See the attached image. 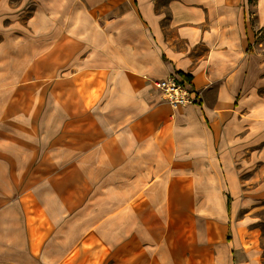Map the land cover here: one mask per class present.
Listing matches in <instances>:
<instances>
[{
    "label": "crops",
    "instance_id": "0c3cea01",
    "mask_svg": "<svg viewBox=\"0 0 264 264\" xmlns=\"http://www.w3.org/2000/svg\"><path fill=\"white\" fill-rule=\"evenodd\" d=\"M263 33L264 0H0V264H264L239 216L264 174ZM170 75L200 101L162 99ZM88 119L38 204L25 162Z\"/></svg>",
    "mask_w": 264,
    "mask_h": 264
},
{
    "label": "rangeland",
    "instance_id": "374dc122",
    "mask_svg": "<svg viewBox=\"0 0 264 264\" xmlns=\"http://www.w3.org/2000/svg\"><path fill=\"white\" fill-rule=\"evenodd\" d=\"M12 1H13V4L18 5V4H22L23 0H12ZM28 2L26 3L25 1L24 3H26L27 5ZM30 4L31 5L28 7V9L33 8L35 5L33 4V2ZM118 7H119V10L127 8L126 1L122 2L121 5H119ZM118 7H116L115 10ZM110 15H112V13H110ZM262 39H264V33L262 34ZM155 89L157 88L155 87ZM159 93L161 95L160 91ZM90 117L92 118V115H90ZM76 119L77 117L75 118V120ZM90 123L92 122L90 121V119H88V121H84L82 124H80V127L75 125L70 131H67L66 136H70L71 139L75 140V141L74 140L70 141L68 146L64 145L65 138H63L64 135L61 133L53 141V144L51 145L50 149L48 148V156L43 157L42 160L38 162H34V163L32 162L30 164L28 160L25 162V164L27 165V170L29 167H31V170H28V171L26 170L27 176L22 179L23 181L21 185L23 188L24 187L27 189L31 188L32 190L34 189L33 191H37L36 194H33L36 197V199L34 198L33 200L37 201L38 204L45 205L46 199L44 198V196H46V198L50 201V198H49L50 194L57 195L60 197V193H62L63 190L67 187V174H68L67 167L70 164H72V161H69V160L72 159L73 154L74 155L77 154L78 149H79V145H77L76 141L83 140L85 138L90 139V138L96 137V135L95 136L93 135V132H94L93 125L90 126ZM81 127L82 129L78 130ZM85 127H90V129L85 128ZM254 168L255 166L248 172L251 176H253ZM251 181H252L251 183L253 186L256 183L258 187H254L255 190H252L249 193V195L248 194L243 195L247 197L249 196L251 204H246L243 209L239 210V216L241 217L244 213H246L250 209L251 213L249 216L253 217V216L259 215L261 217L260 224L264 230V174L260 175L259 178L252 179ZM74 185H76V182L74 183ZM40 192H43V193H40ZM253 199L258 200L259 202H262L261 203L262 206L257 208L256 211L253 210V202H252ZM97 263L99 264L101 263L100 259L97 260Z\"/></svg>",
    "mask_w": 264,
    "mask_h": 264
},
{
    "label": "built area",
    "instance_id": "2783aa9c",
    "mask_svg": "<svg viewBox=\"0 0 264 264\" xmlns=\"http://www.w3.org/2000/svg\"><path fill=\"white\" fill-rule=\"evenodd\" d=\"M152 83L161 92L162 98L173 107L198 103L200 100L199 93L187 78L170 75L166 78H154Z\"/></svg>",
    "mask_w": 264,
    "mask_h": 264
},
{
    "label": "trees",
    "instance_id": "16d2710c",
    "mask_svg": "<svg viewBox=\"0 0 264 264\" xmlns=\"http://www.w3.org/2000/svg\"><path fill=\"white\" fill-rule=\"evenodd\" d=\"M249 2H253V0H249Z\"/></svg>",
    "mask_w": 264,
    "mask_h": 264
}]
</instances>
